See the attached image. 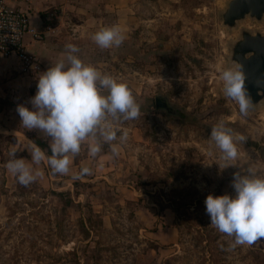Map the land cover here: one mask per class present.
Returning <instances> with one entry per match:
<instances>
[{
  "label": "rangeland",
  "instance_id": "rangeland-1",
  "mask_svg": "<svg viewBox=\"0 0 264 264\" xmlns=\"http://www.w3.org/2000/svg\"><path fill=\"white\" fill-rule=\"evenodd\" d=\"M231 1L122 0L119 48L73 39L85 62L126 83L141 106L138 119L119 125L128 140L118 156L105 143L92 157L85 142L67 175L52 174L46 153L33 163L32 137L50 138L23 128L17 106L32 108L48 63L32 84L0 96V264H264V238L231 248L234 238L210 225L205 205L209 194L235 195L241 168L264 177V96L242 115L220 80L222 70L239 67L244 34L264 35V15L226 23ZM117 17L110 11L107 21ZM65 33L55 38L64 48ZM158 94L182 113L157 110ZM220 120L247 137L237 160L224 161L209 140ZM12 150L42 172L28 186L6 168ZM82 167L91 174L73 179Z\"/></svg>",
  "mask_w": 264,
  "mask_h": 264
},
{
  "label": "clouds",
  "instance_id": "clouds-1",
  "mask_svg": "<svg viewBox=\"0 0 264 264\" xmlns=\"http://www.w3.org/2000/svg\"><path fill=\"white\" fill-rule=\"evenodd\" d=\"M91 38L101 49H109L119 48L126 37L122 27L114 24L102 27ZM78 53L77 45L67 44L61 57L40 75L36 94L30 100L32 108L17 106L23 128L38 130L50 138L47 164L54 175L69 173L71 158L80 154L85 142L92 157L101 152L105 143L118 156L121 145L128 140L127 130L119 125L138 119L141 111L126 83L102 73ZM220 80L225 97L238 105L242 115H247L253 102L245 87L243 66L222 70ZM209 140L214 141L224 161H234L240 156L238 145L245 143L247 137L220 120L211 128ZM16 154L15 150L10 152L6 168L19 183L28 186L42 172ZM31 158L38 165L45 160V152L33 144ZM85 174H91L89 167H82L72 178L81 179ZM232 187L234 196L209 194L205 205L210 225L233 237L230 247L234 249L264 238V177L248 165L247 171L241 168L233 174Z\"/></svg>",
  "mask_w": 264,
  "mask_h": 264
},
{
  "label": "crops",
  "instance_id": "crops-1",
  "mask_svg": "<svg viewBox=\"0 0 264 264\" xmlns=\"http://www.w3.org/2000/svg\"><path fill=\"white\" fill-rule=\"evenodd\" d=\"M118 1L122 0H8V3L13 7L27 10L32 25L45 32V38L42 40H35L27 36L25 41L28 51L40 57L43 63L46 62L51 67L52 63L54 64L65 52L63 44L55 42L56 36L62 34L63 30H67L64 37L69 41L68 44H74L78 42L74 41L78 36L87 41V36L92 37L102 27L114 24L122 26L123 7H120L121 4ZM59 2L62 4V9L60 8L59 12L53 11V6ZM49 10H52L50 12H54L56 15L54 23L46 21V16L50 13ZM113 10L118 15L117 21L114 20L109 24L107 16ZM93 23L95 25L91 27ZM49 25L53 26L51 30H48ZM32 75L22 71L15 56L6 57L0 54V90L3 93L0 96L2 98L13 86L32 84V78L36 74L34 77H31Z\"/></svg>",
  "mask_w": 264,
  "mask_h": 264
},
{
  "label": "water",
  "instance_id": "water-1",
  "mask_svg": "<svg viewBox=\"0 0 264 264\" xmlns=\"http://www.w3.org/2000/svg\"><path fill=\"white\" fill-rule=\"evenodd\" d=\"M250 15L261 19L264 15V0H232L225 14L226 23L233 24L236 20ZM249 54V55H248ZM239 66H243L246 80L245 87L252 101H259L264 96V35L245 33L239 41L234 54ZM155 107L168 116L179 115L181 109L175 107L170 98L163 94L155 96Z\"/></svg>",
  "mask_w": 264,
  "mask_h": 264
},
{
  "label": "built area",
  "instance_id": "built-area-1",
  "mask_svg": "<svg viewBox=\"0 0 264 264\" xmlns=\"http://www.w3.org/2000/svg\"><path fill=\"white\" fill-rule=\"evenodd\" d=\"M55 16L54 12L48 13L46 21L54 23ZM49 26L48 30H51L53 26ZM27 36L42 40L45 32L32 25L27 10L11 6L8 0H0V54L15 56L24 72L40 74L44 63L40 57L28 51L25 41Z\"/></svg>",
  "mask_w": 264,
  "mask_h": 264
},
{
  "label": "trees",
  "instance_id": "trees-1",
  "mask_svg": "<svg viewBox=\"0 0 264 264\" xmlns=\"http://www.w3.org/2000/svg\"><path fill=\"white\" fill-rule=\"evenodd\" d=\"M33 141L35 142V144L37 146H39L45 153L47 156L51 155V150L49 148V143L47 140L43 139V138H37V137H32Z\"/></svg>",
  "mask_w": 264,
  "mask_h": 264
}]
</instances>
